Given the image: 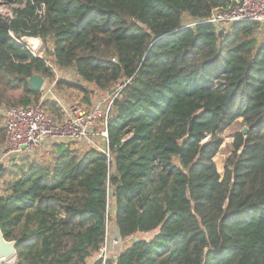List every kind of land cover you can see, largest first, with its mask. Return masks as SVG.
Returning a JSON list of instances; mask_svg holds the SVG:
<instances>
[{"label":"trees","instance_id":"trees-1","mask_svg":"<svg viewBox=\"0 0 264 264\" xmlns=\"http://www.w3.org/2000/svg\"><path fill=\"white\" fill-rule=\"evenodd\" d=\"M6 1L19 5L0 15V145L1 109L41 100L33 75L54 82L56 69H73L80 81L57 80L56 90H78L88 106L93 91L120 86L109 155L68 141L51 144L49 159L0 167V224L19 240L16 264H87L108 221L121 238L110 264H264L260 23L181 28L229 0ZM23 36L52 47L37 56ZM45 107L62 119L57 101ZM236 121L248 131L220 165Z\"/></svg>","mask_w":264,"mask_h":264},{"label":"built area","instance_id":"built-area-1","mask_svg":"<svg viewBox=\"0 0 264 264\" xmlns=\"http://www.w3.org/2000/svg\"><path fill=\"white\" fill-rule=\"evenodd\" d=\"M2 16V15H1ZM4 17V16H3ZM14 14L12 12L11 17ZM255 21L264 27V0H229L226 4L215 7L209 16L205 18H191L186 16L181 28L195 27L200 23H211L218 31L232 26L236 22ZM14 37L15 35L11 33ZM261 39L264 34L258 33ZM23 42L22 39L19 40ZM46 45L43 44L37 56L44 57ZM49 63V62H48ZM56 71V70H55ZM57 81L43 85L41 100L27 106H14L4 108V127L7 131V140L0 145V165L8 166L7 163L14 162L22 156L31 155L38 150H45L53 143L73 141L85 149L97 148L104 153L110 154L108 122L117 93L104 94L94 99L89 109L78 103L63 104L60 99L55 98L53 87ZM52 84V85H51ZM56 91V88H55ZM52 99L60 103L65 117L56 120L46 109L45 101ZM99 125V130H94ZM34 159V158H33ZM3 181L0 177V187ZM0 188V196H1ZM113 213V204H107V216ZM112 222V221H111ZM107 222L104 243L99 252L96 253L87 264H110L115 258L114 250L120 243V238L114 237V225ZM112 224V226H111ZM9 264H16V257Z\"/></svg>","mask_w":264,"mask_h":264},{"label":"rangeland","instance_id":"rangeland-1","mask_svg":"<svg viewBox=\"0 0 264 264\" xmlns=\"http://www.w3.org/2000/svg\"><path fill=\"white\" fill-rule=\"evenodd\" d=\"M19 4L17 2H7L6 0H0V15L4 16V17H11L12 16V12H13V8L17 7ZM258 33H261L264 34V27L261 28L260 32L258 31ZM51 45H48L46 48L50 47ZM52 47V46H51ZM55 77H56V81L58 80H77V81H80V78L76 75L75 71L73 69H56L55 71ZM46 82V85H49L50 83H53L52 81L48 80V81H45ZM52 85V84H51ZM90 89H94L92 85H89ZM120 86L116 87L117 90L115 93L118 94V88ZM55 88L56 86L53 87V91L55 93V98L57 99H60L62 101L63 104H72V103H78L80 105H82L83 107H85V103H81V99H82V93L78 90H74V91H70V90H64V91H55ZM105 93L102 92V91H93V98H92V102L91 104L93 103L94 99L96 97H98L99 95L100 96H103ZM59 103V102H58ZM60 104V103H59ZM85 104V105H84ZM91 104L90 106H86L85 108L89 109L91 107ZM4 108H7V107H3L1 110H3ZM5 111V110H3ZM63 111V110H62ZM2 112V111H1ZM3 114V112H2ZM63 114H64V111H63ZM64 118V116L62 117V119ZM61 119V120H62ZM2 124L4 126V121L2 120ZM246 128V126H243V124L240 122V121H236L234 122L223 134V138L225 139V145H224V149L223 151L220 153L219 155V159H220V165L223 164L225 161V159L227 158V156L231 153V150H232V143L234 141V135L236 132L238 131H241ZM100 129V126L97 125L95 127L94 130H99ZM210 139V135H208L206 138H205V142H207L208 140ZM80 151H85V147H82L80 145H76ZM45 150H38V151H35L31 157L34 158V159H38V160H44V159H49L48 155L46 156L45 155ZM21 158V157H20ZM20 158L16 159V160H13V161H17L19 160ZM13 164V162H9L7 163L8 166H11ZM1 176V175H0ZM1 190L4 189V185H2L1 187ZM3 192H1V195H2ZM112 223V222H111ZM112 226V224H111ZM113 229V227H112ZM13 261V259L10 261V263ZM9 264V263H8Z\"/></svg>","mask_w":264,"mask_h":264},{"label":"water","instance_id":"water-1","mask_svg":"<svg viewBox=\"0 0 264 264\" xmlns=\"http://www.w3.org/2000/svg\"><path fill=\"white\" fill-rule=\"evenodd\" d=\"M22 41L34 53H37L44 43L42 37H33V36H23ZM29 82L32 89L41 91L43 85L45 84V78L40 74H36L30 77ZM116 90L117 88L113 87L111 90L108 91V94L111 95L115 93ZM247 131L248 128L246 127L244 129V133H247ZM0 167L2 168L3 165H0ZM18 244H19L18 239L6 238L0 224V264H6L16 257Z\"/></svg>","mask_w":264,"mask_h":264},{"label":"crops","instance_id":"crops-1","mask_svg":"<svg viewBox=\"0 0 264 264\" xmlns=\"http://www.w3.org/2000/svg\"><path fill=\"white\" fill-rule=\"evenodd\" d=\"M45 81H47V80H45ZM45 83H46V82H45ZM63 116L65 117L64 114H63ZM112 224L114 225V223H112ZM113 234H114V235H113L114 237H118V238H119V236H118V232H117V229L115 228V225H114V228H113ZM119 242H120V241H119ZM116 248H117V247H116ZM91 258H92V257H91ZM91 258H90V259H91Z\"/></svg>","mask_w":264,"mask_h":264}]
</instances>
